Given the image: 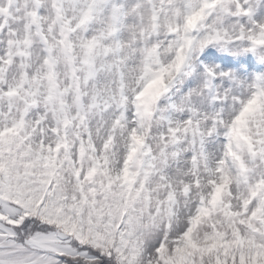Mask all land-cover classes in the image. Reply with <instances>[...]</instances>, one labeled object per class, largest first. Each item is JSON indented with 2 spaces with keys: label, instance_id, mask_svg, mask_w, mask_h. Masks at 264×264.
<instances>
[{
  "label": "snow or ice",
  "instance_id": "snow-or-ice-1",
  "mask_svg": "<svg viewBox=\"0 0 264 264\" xmlns=\"http://www.w3.org/2000/svg\"><path fill=\"white\" fill-rule=\"evenodd\" d=\"M0 264H264V0H0Z\"/></svg>",
  "mask_w": 264,
  "mask_h": 264
}]
</instances>
